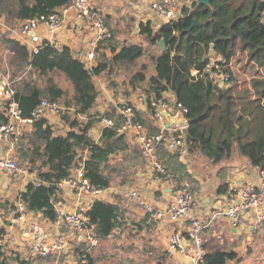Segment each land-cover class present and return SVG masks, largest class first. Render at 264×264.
Instances as JSON below:
<instances>
[{"label":"trees","instance_id":"1","mask_svg":"<svg viewBox=\"0 0 264 264\" xmlns=\"http://www.w3.org/2000/svg\"><path fill=\"white\" fill-rule=\"evenodd\" d=\"M72 2L12 0L5 9L7 12L0 9V14L6 19L22 21L48 15ZM194 20L196 25H193ZM105 23L108 24L107 19ZM138 28V35L150 45H159L160 51L151 54V75L147 76V65L142 63L127 83L134 88L145 82L148 106L152 95L159 98L164 92H170L175 101L186 108L185 117L189 123L185 138L189 153H200L217 164L229 160L236 150L250 166L264 172V0H211L208 5L194 0L182 8L176 19L161 23L157 28L150 20L141 21ZM1 39L10 52V62L30 72L14 85V100L22 116L27 118L41 100L58 102L64 96V89L54 79L56 74L63 75L73 88L64 106L90 116L101 96L95 78L110 74L114 67L134 64L145 54L142 44H118L107 38L103 46L110 47L111 56L102 55L95 65L87 67L66 45L56 46L42 40L37 52L30 53L26 45L13 37L3 35ZM160 40L164 41L163 50ZM210 44H213L215 56L209 55ZM239 53H244L247 62L255 65V74L242 87L236 83L218 87L204 68L211 58H220L227 64ZM203 56H206L204 60ZM193 70L198 71L196 78L191 76ZM63 119L70 128L64 133L55 132L47 119L40 117L34 120L30 130L18 137L19 143L23 144L22 157L30 162L31 171L50 184L37 186L28 182L18 193L17 200L28 211L40 213L49 220L57 215L53 203L58 194L52 184L70 174L76 163L82 161L84 151L87 152L82 161L84 177L91 187L106 189L110 186V177L104 171V165L113 155L129 149L125 136L117 130V123L114 127L102 128L99 142H95L89 130L96 119H87L83 123L71 120L68 115H63ZM5 121L0 112V125ZM162 162L173 173L175 166L181 168L178 160H175V166ZM227 189L226 183L220 186L222 192ZM88 216L94 236L99 240L111 236L122 225L123 211L117 204L94 199ZM4 254L0 249V264H35L37 259L54 261L52 256L23 258L19 254L9 257ZM236 258L237 252L218 248L205 253L203 264H228Z\"/></svg>","mask_w":264,"mask_h":264},{"label":"built area","instance_id":"2","mask_svg":"<svg viewBox=\"0 0 264 264\" xmlns=\"http://www.w3.org/2000/svg\"><path fill=\"white\" fill-rule=\"evenodd\" d=\"M141 1L146 4L162 23L176 19L184 6H189L194 0H129ZM92 0H73L71 5L62 7L48 15L34 16L20 21L16 37L21 43L27 46L30 53H36L41 42L38 40L37 29L43 25L49 34H53L63 26L64 15L68 9L75 11L80 17L86 18L92 27L93 36L89 41L91 50L98 47L100 41L111 38L109 29L102 16L95 15L91 8ZM45 40V39H44ZM50 42V41H49ZM227 64L220 58H211L210 63L204 68L210 73L212 81L218 87H227L230 83V73ZM89 67L88 65H86ZM198 71L193 70L191 76L197 77ZM15 87L11 80L0 79V101L3 103L2 113L5 122L0 125V141L10 138L12 135L16 140L24 132L31 129L34 120L44 117L55 132H59L60 126H65L68 131L69 125L64 121L63 115H68L71 120H87L90 116L81 115L75 112L73 107H66L57 101L43 99L36 106L31 117H24L21 114L18 103L14 100ZM156 97L152 95L149 99L147 109L151 120L154 123L156 132L149 133L141 122L137 108L130 100L117 101L114 104V115L108 117L98 116L104 127H114L117 123V130L138 147L141 159L145 162L150 171L160 181L166 183L172 193V200L167 205L165 216L169 221L187 223V234L179 230L170 233L167 240L168 251L178 254L185 264H203L204 237L206 229L216 218H222L229 223V226L238 229L240 227L261 229L264 227V172L259 170V183L243 182L234 187L227 197L226 204L209 216H197L192 213L196 198L192 190L190 180L180 181L172 171L167 169L160 158V150L186 157L189 154L186 145L184 126L170 124L164 112L172 115L181 113L185 116L186 108L175 99L168 101L164 95ZM173 96V95H172ZM124 100V101H123ZM146 102V99H145ZM175 103H177L175 105ZM102 130V129H101ZM64 133V131H63ZM99 136H101V131ZM100 139V137H99ZM96 142V141H95ZM99 142V141H98ZM86 152V151H85ZM87 155V152H86ZM84 152L82 161L85 159ZM70 170V174L63 179L53 183L57 190L65 189L71 192L74 199V206L66 208L63 198L53 203L56 210V217L53 220L43 218L41 214L28 211L25 205L17 200L14 210L9 215L11 225L16 223L20 228L22 237L20 245L26 244L29 255L32 257L52 256L55 264H88L90 252L97 246L98 239L90 225L88 209L94 199L106 201V189L91 187L84 177L83 162ZM27 167L21 165L11 154L0 155V175H11L21 177L29 175V181L35 185L50 183L41 181L34 171L28 173ZM127 195L137 201L145 213V223L152 227L163 214L152 207L137 190H130ZM35 217V218H34ZM37 217V218H36ZM35 219V220H33ZM14 225V224H13ZM0 249H2V235H0Z\"/></svg>","mask_w":264,"mask_h":264},{"label":"crops","instance_id":"3","mask_svg":"<svg viewBox=\"0 0 264 264\" xmlns=\"http://www.w3.org/2000/svg\"><path fill=\"white\" fill-rule=\"evenodd\" d=\"M109 5L118 6L120 8V16L125 12L129 14L133 13V15L139 16L141 18L143 17L142 21L150 20L152 25H155L154 22L156 19L161 21V19L157 17L155 13L141 1L92 0L91 8L95 15L102 16L103 18L105 17L108 23L111 17L113 18V16H119L115 12L111 11L110 8H107ZM37 34L39 37L35 44H39L45 39L54 43L56 46L66 45L70 48L72 54L75 57L84 61L85 65H88L89 67L95 65L102 58V55L103 57L111 56L110 47H107L106 45L103 46V41L98 43V47L95 50L90 49L89 41L93 36L91 23L86 18L80 17L72 9H68V11L65 13L63 26L59 30L55 31L53 34H49L43 25H40L37 29ZM144 96L145 95H142V97ZM164 97L170 102H172V99H174L170 92L166 93ZM101 100L102 103L95 105L94 108H96L98 113L101 115L107 114L113 116L114 104L117 101H121L122 98L119 95L113 93L112 90H104V97ZM130 101H132V103L137 108L139 116H141L142 121L144 124H146L147 131L156 129L149 115L147 105L145 101L142 100L141 95L132 93ZM0 112H2V108H0ZM92 112L94 111L92 110L91 113ZM59 129L64 132L66 130L65 126H60ZM101 129V121L95 120L91 129L89 130V135L96 142L99 141ZM17 140L16 137L12 135L9 139L0 141V155L4 153L12 155L14 153L13 147H15V144L18 143ZM125 140L128 144V147L132 145L138 149V147H136V145H134L128 138H125ZM85 155L86 152L84 151V156ZM129 155V150H126V152H123L122 154L113 155L112 158L119 156L120 158H125L129 157ZM173 155L175 154L163 150L160 152L162 161H166L169 166L170 163L175 166V160H178L181 163V168H177L175 166L174 174L176 177L182 179V181L190 180L192 182V190L196 198V203L192 208V213L197 216L206 217L212 212L221 209L227 202L228 193L237 185L242 184L243 182L257 184L260 181L259 169L250 166L239 156L236 150H234L232 157L229 160L222 161L217 164L212 163L200 153L190 152L188 156L184 158H176ZM134 166L137 165L134 164ZM138 168L139 170H136L135 172L136 178L131 185L127 184L121 188H118L117 186L114 187L110 184V186L107 188V193L105 194L106 201L119 205L122 208L124 216H126L125 214H129L126 210H130L129 206H131V210H134L138 214V220L144 219L143 224L149 231L147 233L150 236V242L157 243L158 245L157 251L155 253V256H159L157 262H160L161 264H185V261H183V259L178 254H172L168 251L167 240L170 233L174 230H179V232L186 235L188 224L186 223L183 226L181 223L172 222L167 219L165 216V210L167 205L172 200V193L169 190L168 185L157 179L147 167L145 162L144 166L138 165ZM2 176L0 175V190H5L6 187L13 188L18 183L17 188L20 192L24 190L25 185L30 180L29 175L15 177L14 181H10V179ZM17 180L19 182H16ZM224 183L228 185L226 192H222V190H220V186ZM133 189L137 190L152 207L163 214V216H161L152 227H148L146 225L145 213L137 201L127 195V192ZM60 192L62 193V196L58 197L63 198L67 209H71L75 204L71 192L67 189L59 191V193ZM132 207L134 209H132ZM13 224L6 227V232L9 234V237H12L11 240H14L19 244L22 239L19 232L20 228L18 225H16V223ZM223 229L225 234H228L227 231H229V233L232 235H240V230L246 234L252 232V235H245L247 236L246 240H251V243L254 241V238L257 235H262L260 233L256 234V231L260 229L247 230V228L244 227L234 229L230 227L229 223L224 219L216 218L206 229L204 237V248L206 252H210L218 248L222 249L220 247L221 242L227 247L241 248L240 246H237L239 242L242 243V246L247 245L242 240H235L234 238V241H228L224 239L220 240V235L223 233ZM254 234L255 237H253ZM262 236L264 237V235Z\"/></svg>","mask_w":264,"mask_h":264},{"label":"rangeland","instance_id":"4","mask_svg":"<svg viewBox=\"0 0 264 264\" xmlns=\"http://www.w3.org/2000/svg\"><path fill=\"white\" fill-rule=\"evenodd\" d=\"M11 1L12 0H0V9L4 10V13L7 12L5 9L10 5ZM107 8H110L111 11L119 15L113 16V18L110 16L111 19L108 21V25H106L110 31L112 41H115L118 44H142L145 48V54L134 64L121 66L119 68L114 67L110 74L107 73L104 76L95 78L97 88H99L101 92V96L95 105L102 103L101 99L104 97V90H112L113 93L119 95L124 100H131L132 93H136L141 95L142 100L145 101L147 97L145 82L133 88L127 83V81L128 78L139 69L142 63L147 65V76L152 74L153 65L151 63V54L159 53L160 46L157 44L150 45L138 35L137 31L139 29V23L143 20V17L141 18L133 15V13L129 14L127 12L120 16V8L118 6L109 5ZM154 23L155 25H153V27L157 28L161 24V21L156 19ZM20 25V21L11 18L6 19L0 14V79L7 78L11 80L15 86L21 78L27 77L30 72L28 69L16 66V64L10 62V52L2 43L1 37L3 35L16 37V32ZM226 66L231 75L228 86L236 83L242 87L245 83L249 82L256 71L255 65L247 62L244 53H239L227 63ZM54 79L65 91L64 96L58 100V102L64 106V101L70 99L73 92L72 85L63 75L56 74L54 75ZM142 95L145 96L142 97ZM116 103L118 104V102ZM0 108H3V103L1 101ZM92 110L94 112L90 114V118L95 120L101 114L98 113L96 108ZM85 121L86 120H80L79 122L83 123ZM144 125L146 127V124ZM59 132L63 133L61 130H59ZM22 145L23 144H20L19 141L15 144L12 156L15 157L21 165L26 166L28 173H30V164H26L30 162L22 157ZM128 150L130 153L129 157L120 158V156H114L115 158H111V160L103 167L104 171L110 177V184L114 187L117 186L118 188H121L127 184L131 185L136 178V170H139L138 165L144 166V161L141 159L138 150L132 145H130ZM38 163L39 162H37V164ZM134 164L137 166H134ZM77 166L78 163H76L75 167ZM2 177L10 179V181H14L15 178L11 175H3ZM16 182L19 181L17 180ZM17 186L18 183L13 188L6 187L5 190H0V235H2V251L7 257L19 254L23 258H27L29 251L26 244L21 246L20 243L18 244L14 240H11L12 237H9V234L6 232V227L11 225L9 215H11V212L14 210V205L17 203V196L19 193ZM58 196L61 197L62 193L60 192ZM129 207L130 210H126L129 214H125L126 216L123 214V219L120 220L122 225L119 226L111 236L105 239H99L97 246L90 252L88 264H157L159 256H155V253L158 245L157 243L150 242V236L147 233L149 231L143 224L144 219L138 220V214L134 210H131V206ZM132 209L134 208L132 207ZM227 232L228 234H225L223 229V233L220 235V240L234 241V238L235 240H242L247 244L246 246H242V243L239 242L237 246H240L241 248H238L227 247L221 242L220 247L222 250H233L237 252V258L230 261L229 264H264V237L262 236L264 235V228L256 231V234L260 233L262 235H257L255 237L254 234L253 237L255 238L252 243L251 240L247 241V236H245L252 235V232L246 234L240 230V235H232L229 231ZM53 263L50 259L35 260V264Z\"/></svg>","mask_w":264,"mask_h":264},{"label":"water","instance_id":"5","mask_svg":"<svg viewBox=\"0 0 264 264\" xmlns=\"http://www.w3.org/2000/svg\"><path fill=\"white\" fill-rule=\"evenodd\" d=\"M198 4H201V5H208L210 3L211 0H195ZM197 24V21L194 20L193 21V25H196ZM160 45H161V49L163 50L165 48V45H164V41L163 40H160ZM209 55L210 56H215V52L213 50V44H210V51H209ZM206 58V56H203V60ZM177 103H175L176 105ZM164 116L167 120V126H169L170 124H174L176 126H184L186 127L189 123L188 119L182 115L180 112L175 114V115H172L168 112H164Z\"/></svg>","mask_w":264,"mask_h":264}]
</instances>
